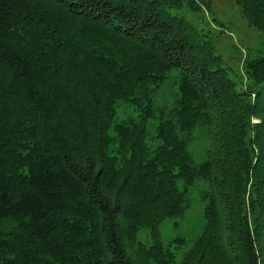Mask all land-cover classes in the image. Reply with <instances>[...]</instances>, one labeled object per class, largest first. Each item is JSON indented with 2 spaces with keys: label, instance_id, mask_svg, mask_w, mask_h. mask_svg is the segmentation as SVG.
I'll list each match as a JSON object with an SVG mask.
<instances>
[{
  "label": "trees",
  "instance_id": "16d2710c",
  "mask_svg": "<svg viewBox=\"0 0 264 264\" xmlns=\"http://www.w3.org/2000/svg\"><path fill=\"white\" fill-rule=\"evenodd\" d=\"M203 3L0 0V264H264V43L241 81ZM196 197L201 232L164 241Z\"/></svg>",
  "mask_w": 264,
  "mask_h": 264
},
{
  "label": "rangeland",
  "instance_id": "374dc122",
  "mask_svg": "<svg viewBox=\"0 0 264 264\" xmlns=\"http://www.w3.org/2000/svg\"><path fill=\"white\" fill-rule=\"evenodd\" d=\"M201 10L187 12L197 23L198 27L210 30L215 35L217 51L223 56L227 65L239 75L241 81L248 82L243 67L250 55L262 47L264 36L253 26L249 25L241 13L238 0H206ZM176 70L169 73V77L161 88L160 102L172 103L179 95L174 84L178 76ZM117 119L135 115V112L126 103H119ZM153 126L150 127L152 131ZM206 141H200L192 151L197 160L202 161L206 154ZM204 218L201 203L198 197L187 213L182 217L166 219L161 224V234L164 241L178 236H186L192 242L201 232ZM138 238L149 240V231L141 228Z\"/></svg>",
  "mask_w": 264,
  "mask_h": 264
}]
</instances>
